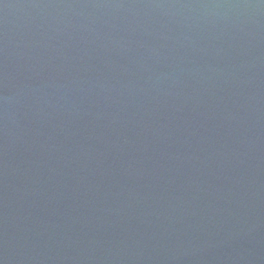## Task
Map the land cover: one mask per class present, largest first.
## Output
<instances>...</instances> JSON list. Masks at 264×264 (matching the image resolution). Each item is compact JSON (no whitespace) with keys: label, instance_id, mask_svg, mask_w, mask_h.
Returning a JSON list of instances; mask_svg holds the SVG:
<instances>
[{"label":"water","instance_id":"obj_1","mask_svg":"<svg viewBox=\"0 0 264 264\" xmlns=\"http://www.w3.org/2000/svg\"><path fill=\"white\" fill-rule=\"evenodd\" d=\"M0 264H264V0H0Z\"/></svg>","mask_w":264,"mask_h":264}]
</instances>
